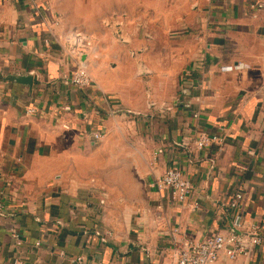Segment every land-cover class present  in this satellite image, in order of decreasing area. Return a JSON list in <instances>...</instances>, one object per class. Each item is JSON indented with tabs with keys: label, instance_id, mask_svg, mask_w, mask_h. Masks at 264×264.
I'll return each instance as SVG.
<instances>
[{
	"label": "crops",
	"instance_id": "crops-1",
	"mask_svg": "<svg viewBox=\"0 0 264 264\" xmlns=\"http://www.w3.org/2000/svg\"><path fill=\"white\" fill-rule=\"evenodd\" d=\"M170 167L183 203L156 186ZM0 198V264H174L181 243L254 227L249 256L216 264H264V0H0Z\"/></svg>",
	"mask_w": 264,
	"mask_h": 264
},
{
	"label": "built area",
	"instance_id": "built-area-1",
	"mask_svg": "<svg viewBox=\"0 0 264 264\" xmlns=\"http://www.w3.org/2000/svg\"><path fill=\"white\" fill-rule=\"evenodd\" d=\"M250 9L253 11L260 10L257 4H250ZM87 38L78 32L70 34L66 38L69 50L73 55L81 57L82 50L88 46ZM44 44L47 46L48 41ZM231 69V67H230ZM224 70V68H223ZM71 84L78 89L90 88L92 80L87 74L85 67L79 65L70 77ZM64 111H69V107H63ZM29 112H32L31 110ZM194 117L197 115L194 114ZM100 134H95L94 138L99 139ZM197 149H204L211 145L218 146V152L222 151L223 140L216 135H207L200 133L195 141ZM158 189L167 190L172 200L183 203L190 194L191 187L187 178L178 168L170 167L166 169L161 179L156 182ZM242 201V194L235 193L230 199L229 207L232 210H237ZM4 204L0 198V214H3ZM9 237L13 242V246L20 248L23 245V237L21 231L11 225L8 229ZM260 244V238L257 229L254 227L251 231L244 234L228 233L222 235L213 233L208 235L200 242H184L177 246V257L174 264H216L221 255H224L229 260H234L238 257H247L251 254L253 247ZM41 245L40 241L34 243L35 247ZM57 256L60 259H67L63 251H58ZM71 264H90L84 256L79 255L70 260ZM12 264H25L18 256L13 258Z\"/></svg>",
	"mask_w": 264,
	"mask_h": 264
},
{
	"label": "water",
	"instance_id": "water-1",
	"mask_svg": "<svg viewBox=\"0 0 264 264\" xmlns=\"http://www.w3.org/2000/svg\"><path fill=\"white\" fill-rule=\"evenodd\" d=\"M31 78L28 76H11L9 77V80L10 81H15L16 83H19V84H23V85H28L30 86L31 85Z\"/></svg>",
	"mask_w": 264,
	"mask_h": 264
},
{
	"label": "trees",
	"instance_id": "trees-1",
	"mask_svg": "<svg viewBox=\"0 0 264 264\" xmlns=\"http://www.w3.org/2000/svg\"><path fill=\"white\" fill-rule=\"evenodd\" d=\"M1 215V214H0ZM18 216V215H17ZM24 229V228H22ZM24 231V230H23ZM26 233H27V237H29L30 239H35L36 237V229H34V227L29 226L28 229H25Z\"/></svg>",
	"mask_w": 264,
	"mask_h": 264
},
{
	"label": "rangeland",
	"instance_id": "rangeland-1",
	"mask_svg": "<svg viewBox=\"0 0 264 264\" xmlns=\"http://www.w3.org/2000/svg\"><path fill=\"white\" fill-rule=\"evenodd\" d=\"M80 33V32H79ZM177 33V32H176ZM179 33V32H178Z\"/></svg>",
	"mask_w": 264,
	"mask_h": 264
}]
</instances>
